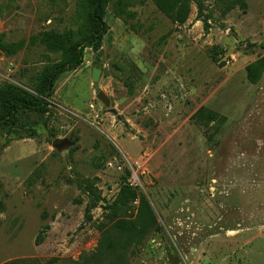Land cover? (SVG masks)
Returning a JSON list of instances; mask_svg holds the SVG:
<instances>
[{"label": "rangeland", "instance_id": "1", "mask_svg": "<svg viewBox=\"0 0 264 264\" xmlns=\"http://www.w3.org/2000/svg\"><path fill=\"white\" fill-rule=\"evenodd\" d=\"M172 2L171 16L157 5ZM89 13V0H0V35L24 42L0 52V264H81L103 225L136 218L137 202L107 220L124 185L156 220L119 264H264V0H108L98 47ZM74 45L82 62L45 111L5 118L6 90L40 96Z\"/></svg>", "mask_w": 264, "mask_h": 264}, {"label": "trees", "instance_id": "2", "mask_svg": "<svg viewBox=\"0 0 264 264\" xmlns=\"http://www.w3.org/2000/svg\"><path fill=\"white\" fill-rule=\"evenodd\" d=\"M108 0H89L90 13L86 17L88 25L95 29V34L90 40H87L85 46H90L91 43L95 42V47H98L102 33L105 29V24L102 19V9L104 3ZM159 9L168 16H171V13L174 11L176 4L173 2L171 4H159L157 3ZM184 9L181 7L178 10L179 16L184 17ZM45 43V42H43ZM47 48L49 49H62L65 48V45L62 44L61 40L48 39ZM24 47V42L11 43L5 40L4 36L0 35V52L6 57H13L18 52H20ZM72 58L68 61L66 65H55L52 68L51 74L45 79L42 83V88L40 91V96L34 97H19L17 96L13 89L9 88L5 92V97L3 98L2 107L5 112V118L14 119V113L16 107L29 108L44 112L46 109L45 99L50 97L55 82L57 78L70 70L76 69L80 66L82 62V56L84 51V46L79 49L78 45L71 46L70 48ZM216 55H212L214 62H217L218 59ZM247 78L251 83H256L258 80V71L253 66L247 68ZM41 97V98H40ZM196 117L201 120L207 119L212 121L215 118V114L212 112H207L206 110H200ZM4 119V118H3ZM0 119V122L3 121ZM137 202L136 207V218L132 221L121 222L118 221L110 227L109 222L101 227L100 230H104V236L102 237L101 243L97 248L96 252L91 254L89 257L85 258V261L81 264H119L123 256L122 252H126L133 241L137 236H139L140 230L138 229L139 225L142 226H151L155 224V214L148 203L147 199L142 195L140 191L129 186H123L120 189L118 195V201H116L112 206L109 207L112 215L107 219L108 221H114L117 216V213L127 207H130L131 204ZM117 221V220H115ZM107 227V229H105ZM7 264H37L36 262H25V261H13ZM77 264V263H76Z\"/></svg>", "mask_w": 264, "mask_h": 264}, {"label": "water", "instance_id": "3", "mask_svg": "<svg viewBox=\"0 0 264 264\" xmlns=\"http://www.w3.org/2000/svg\"><path fill=\"white\" fill-rule=\"evenodd\" d=\"M98 78H99V70L93 69L92 70V82L93 83L98 82ZM96 98H97V100H99L100 102H102V104L108 109V107H109V100L107 99V97L102 92H98V94L96 95ZM108 111L110 113H112V114L115 113L114 110H111V109H108ZM63 143L64 142L61 141V140H55L52 145H53L54 148L59 149V148L62 147Z\"/></svg>", "mask_w": 264, "mask_h": 264}]
</instances>
